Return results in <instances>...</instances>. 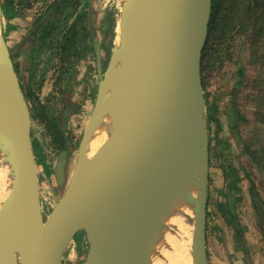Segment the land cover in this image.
Segmentation results:
<instances>
[{
    "label": "water",
    "instance_id": "1",
    "mask_svg": "<svg viewBox=\"0 0 264 264\" xmlns=\"http://www.w3.org/2000/svg\"><path fill=\"white\" fill-rule=\"evenodd\" d=\"M211 12L212 0L124 1L107 66L101 43L95 42L97 97L70 174L69 149L60 154L61 192L47 215L28 102L0 18V264H64L80 232L89 244L86 264H151L148 230L164 209H171L169 185L186 172L188 159L199 169L188 199L193 264H209L210 140L202 59ZM89 24L94 38L92 9ZM117 49L131 77L120 85L115 118L96 134L103 112L100 83ZM174 203L175 210L184 207ZM167 229L163 222L155 241L162 244Z\"/></svg>",
    "mask_w": 264,
    "mask_h": 264
},
{
    "label": "rangeland",
    "instance_id": "2",
    "mask_svg": "<svg viewBox=\"0 0 264 264\" xmlns=\"http://www.w3.org/2000/svg\"><path fill=\"white\" fill-rule=\"evenodd\" d=\"M50 1L53 0H0V18L3 33L18 65V75L25 93L33 92L41 100L42 108L49 116L61 111L65 113L67 134L72 140L66 158L69 172L74 166L77 148L98 93L95 42L98 40L101 43L103 62L107 66L125 0H74L57 18L56 30L50 39L43 40V35L40 40L37 37L39 42L27 41L20 48L21 40L45 12ZM90 9L96 27L94 38L89 24ZM74 33V47L68 53L63 48L59 52L58 43H62V47L64 41L74 36ZM234 52L236 64H228L223 75L209 79L205 90L210 93L209 99H213L215 95H219L218 100L224 98V102L220 100L217 112L220 126L213 122L210 130L214 141L208 182L207 256L209 264H264V214L256 208L250 191L254 185L264 200V169L255 165L244 152L242 142L238 143L225 110L236 81L235 75L238 74L236 65L241 63L247 67V79L256 77L258 66L251 65L248 61V43L245 39L237 40ZM68 55L70 57L67 59L70 60L64 68L63 59ZM69 68H73V76L70 77ZM62 90L69 92L73 100L71 103L63 104ZM248 91L250 90L244 91L240 87L238 93V105L249 120L247 124L241 123L239 126L240 139L242 141L259 136L263 140V132L257 129L259 122L255 120V103L246 99ZM26 98L30 137L40 178L41 204L47 215L61 192L56 178L61 149L54 144L30 98ZM76 103L77 112L71 113ZM223 140L229 141L228 147L225 148ZM225 158L238 168L241 177L238 188L231 193L230 204L226 196L227 181L222 169ZM88 250L85 233H78L65 252L64 264H86Z\"/></svg>",
    "mask_w": 264,
    "mask_h": 264
},
{
    "label": "trees",
    "instance_id": "3",
    "mask_svg": "<svg viewBox=\"0 0 264 264\" xmlns=\"http://www.w3.org/2000/svg\"><path fill=\"white\" fill-rule=\"evenodd\" d=\"M74 0H57L55 2L56 9L66 8L73 3ZM52 26V27H51ZM56 30V24L53 23L50 27H46V36ZM76 33L73 38H68L63 46V51H70L75 44ZM238 39H245L248 43L249 63L258 66L256 77L247 79V67L238 63L236 68L238 74L235 75V83L230 91V100L227 103L226 111L229 115L231 129L238 139V143L242 142L244 152L252 159L259 168L264 169V139L252 137L241 141L239 126L247 124L249 120L242 113L240 105H238V93L240 87L250 90L246 93V99L255 103V120L259 122L257 129L263 132L264 135V0H212V12L209 23L208 40L205 46L202 59V76L204 90H206L209 79L223 75L225 67L234 62V48ZM64 51V52H65ZM68 55L66 58H69ZM27 97L30 98L31 104L34 106L36 114L43 116V110L37 97L33 92H27ZM210 93L205 92V101L207 107L208 124H209V140H210V159L212 153V142L214 138L211 133V124L214 122L220 126V120L217 117V112L220 108V100L224 102V98L218 100L219 95H215L213 99H209ZM225 104V103H224ZM47 130L52 135L56 144L61 148H66V144H70L64 138L62 130L57 126L55 120L49 121ZM261 126V127H260ZM61 127V125H60ZM70 141V140H69ZM225 148L228 147L229 141L223 140ZM70 146H72L70 144ZM62 151V150H61ZM222 165L223 174L226 179L228 192L226 196L229 204L231 202V193L238 188L241 181L239 170L236 166L230 163L225 158ZM253 182V181H251ZM251 196L256 208L264 214V200L256 190L254 185L251 186Z\"/></svg>",
    "mask_w": 264,
    "mask_h": 264
},
{
    "label": "bare ground",
    "instance_id": "4",
    "mask_svg": "<svg viewBox=\"0 0 264 264\" xmlns=\"http://www.w3.org/2000/svg\"><path fill=\"white\" fill-rule=\"evenodd\" d=\"M129 10V5H128ZM120 20L117 31L120 30ZM120 32V31H119ZM118 37V36H117ZM114 62L107 68L104 79L100 83L103 112L95 125V133L101 134L106 129L109 122L115 118L120 99V85L131 77V73L123 66L122 50L117 49ZM87 123V122H86ZM0 175L3 171L2 157L4 155L0 148ZM187 160L186 172L179 173L169 185V195L167 201L170 210L164 209L156 223L149 228L148 236L153 242L152 263L151 264H193L192 253V230L188 224V218L193 215L192 201L188 200L192 190V183L198 174L197 161ZM69 170V174H70ZM178 201L184 205L182 208H175L174 203ZM166 223L169 229L165 233L162 244L155 241L160 234L158 231L162 223ZM164 241V242H163ZM7 264H15L10 260Z\"/></svg>",
    "mask_w": 264,
    "mask_h": 264
},
{
    "label": "flooded vegetation",
    "instance_id": "5",
    "mask_svg": "<svg viewBox=\"0 0 264 264\" xmlns=\"http://www.w3.org/2000/svg\"><path fill=\"white\" fill-rule=\"evenodd\" d=\"M57 0H53V1H50V3H49V5L47 6V9L45 10V12L35 21V25L29 30V32L25 35V37L21 40V42H20V44H19V46H20V48H22L24 45H25V43H27V41H31V42H39L38 40H40V38H41V36H43V35H45L46 36V27L48 26V27H50V25H52L53 23H55L56 24V26H57V23H58V20H57V18H60V16L62 15V13H64L65 12V10L68 8V7H70L71 5H69L68 7H66V8H62V9H60V10H57L56 9V4H55V2H56ZM60 20V19H59ZM52 27V26H51ZM42 29H44L43 30V33H42ZM40 32H41V35H40ZM46 33V34H45ZM53 33V32H52ZM51 33V34H52ZM51 34L50 35H48L44 40H47V39H50V37H51ZM91 34H92V32H91ZM70 35H72V34H70ZM44 36V37H45ZM93 36V35H92ZM37 37H38V40H37ZM70 38L72 39L73 38V35L72 36H70ZM66 41H67V39L64 41V43H63V45H62V47H60L61 46V44L62 43H58V46H57V48L59 49L60 48V51L59 52H61L62 51V48H63V46L66 44ZM56 51H58V50H56ZM65 51V50H64ZM65 52H67V51H65ZM12 56H13V54H12ZM65 59H63V66H64V68H66V65L68 64V61L70 60V59H67L66 57H64ZM13 60H14V63H15V68H16V70H17V72H18V65H17V63H16V60L14 59V56H13ZM68 73H69V77L70 76H73V68H72V70H71V68H69V70H68ZM26 94V93H25ZM61 95H62V101H63V104L64 103H71L73 100L71 99V96L69 95V92L68 91H65V90H62L61 91ZM27 96V95H26ZM36 96V95H35ZM37 97V96H36ZM37 101L40 103V106L42 107V103H41V100L37 97ZM74 103V102H73ZM77 104L78 103H76L73 107V109L71 110V113L73 112V113H75V112H77ZM42 110H43V108H42ZM67 113H68V111H66ZM43 113H44V115L43 116H40V118L42 119V121L44 122V124H45V128H46V130H47V126L46 125H49V121H53V120H55L56 121V123H57V126H58V129L60 128L61 130H62V134H63V136H64V138L67 140V142H70V144H72V140L70 139V137H69V135L67 134V127H66V125H65V122H66V119H65V113L64 112H59L57 115H52V116H49L48 114H46V112L43 110ZM60 125H61V127H60ZM49 132V131H48ZM50 135V137L52 138V140H53V142H54V144L56 145V146H58L62 151L63 150H68L69 149V147H70V144L68 143V144H66L65 145V149L64 148H61L60 147V145L57 143L56 144V142H55V140L53 139V137H52V135L51 134H49ZM70 140V141H69ZM61 151V152H62Z\"/></svg>",
    "mask_w": 264,
    "mask_h": 264
}]
</instances>
